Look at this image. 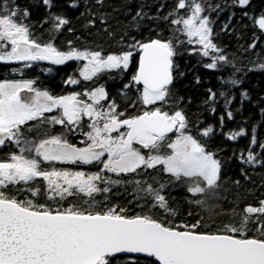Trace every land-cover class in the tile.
I'll list each match as a JSON object with an SVG mask.
<instances>
[{
	"label": "snow or ice",
	"instance_id": "obj_1",
	"mask_svg": "<svg viewBox=\"0 0 264 264\" xmlns=\"http://www.w3.org/2000/svg\"><path fill=\"white\" fill-rule=\"evenodd\" d=\"M236 2L240 6L249 4V0ZM43 3L51 9L52 0ZM3 7L0 40L10 41L12 48L3 51L5 45L0 44V61H49L53 65L87 61L79 75L91 81L106 71L127 70L138 52V68L131 83L124 87L142 86L137 90L144 105H168L173 94V57L177 55L171 38L135 41L128 50L108 55L102 50H78L71 46L65 51L52 41L41 44L31 38L30 26L23 23L29 16L27 10L21 15L18 7ZM185 8L190 10L186 18L177 15L178 10ZM204 12L198 0H178L169 16H177L172 23L183 25L177 31L189 38V44L195 38L201 46L200 53L211 58L205 67L215 70L218 64L231 62L213 42L212 21ZM50 16L55 32L70 23L62 15ZM256 23L264 30V15ZM26 67H31V63ZM260 67L264 68V64ZM66 82L78 84L80 80L69 77ZM240 82L234 78L223 80L233 86ZM34 85L33 80L0 82V147L8 143L18 148V152L0 160V264H119L118 254H144L159 264H264V200L258 207L247 206L238 220L233 216L215 228L207 225L208 230L202 218L195 223L175 222L178 211L165 191L169 184L191 180L187 191L193 196L202 195L206 189L219 188L222 167L216 154L191 134L182 110L170 114L157 106L136 116H126L117 110L115 100L106 108L101 103L108 100L104 85L60 96ZM25 91L33 95L22 96ZM216 96L209 90L210 99L215 100ZM230 102L225 100L226 105ZM57 110L58 115H46ZM227 116L231 119L233 113L228 111ZM85 118L89 130L83 132L85 146L79 147L66 138V133L80 130ZM56 125L64 131L51 133ZM213 132L210 126L198 134L208 137ZM26 133L41 138L29 139ZM169 134H174V138ZM245 134L241 129L227 136L234 140ZM251 143H257L254 135ZM260 147L264 148V144ZM245 162L264 163L257 161L251 151ZM42 163H95L101 167L86 173L44 168ZM150 169L155 174L149 173ZM105 173H134L147 175L148 179L126 181ZM163 173L170 176L167 182L159 178ZM38 178L43 186L36 183ZM128 183L136 185L137 193H143L136 197L145 201L140 205L141 213L129 215L128 209L119 205L105 206L104 210L98 207L102 202L96 199L97 195ZM21 193L25 194L23 198ZM189 203L203 205L204 200ZM128 264L135 261L129 258Z\"/></svg>",
	"mask_w": 264,
	"mask_h": 264
},
{
	"label": "trees",
	"instance_id": "obj_2",
	"mask_svg": "<svg viewBox=\"0 0 264 264\" xmlns=\"http://www.w3.org/2000/svg\"><path fill=\"white\" fill-rule=\"evenodd\" d=\"M198 2L205 8L203 15L212 21L213 42L231 62L218 64L215 70L205 67L211 58L201 56L195 39L192 38L193 43L189 44V38L182 31H177L183 25L172 23L177 16H169V13L176 9L178 0H103L102 3L98 0H52L51 9L43 0H0V15L4 14V5L18 7L21 15L27 10L29 16L23 23L30 26L31 38L41 44L52 41L65 51L71 46L78 50H102L104 55H108L128 50V46L135 41L148 42L157 38L173 40L177 55L173 57V94L166 111L171 114L175 110H182L191 134L208 151L216 154L222 167L219 188L206 189L202 195L193 196L187 191L193 181L186 180L169 184L165 191L178 211L175 217L177 224L195 223L202 218L205 230H208L209 224L215 228L221 222L227 223L230 217L235 216L238 220L247 206L258 207L259 202L264 200V163L245 162L249 151L256 155L257 161H264V148L260 147L264 144V68L260 67L264 64V30L256 23L264 15V0H249L246 6H239L236 0ZM73 3L77 6L71 7ZM50 14L62 15L70 23L55 32ZM189 14L188 8L180 9L177 13L185 18ZM21 15L17 16L18 21ZM177 40L183 43H177ZM252 44L256 45L255 48L251 47ZM22 67H25V71L19 70ZM28 71L32 72L26 65H10L0 61V82L23 78L32 80ZM128 74L129 77L134 75L135 70ZM230 78L241 82L235 86L223 83L224 79ZM209 90L217 93L216 101L210 99ZM226 99L231 100L227 105ZM228 111L233 113L231 119L227 116ZM221 117L224 118L222 129ZM210 126L214 132L208 137L198 134ZM241 129L245 135L234 140L228 138L229 132ZM253 135L257 141L255 145L251 143ZM26 136L39 139L35 133H26ZM11 152H18L14 144L6 143L0 147V160L6 159ZM42 167L84 170L86 173L100 170L94 164L86 169L60 163H42ZM148 171L155 174L154 170ZM105 175L126 181L148 179L147 175L137 176L134 173ZM159 178L167 182L170 176L163 173ZM36 183L43 186L40 178ZM135 188L136 185L131 183L112 186L110 193L96 196L102 202L98 207L104 210L105 206L119 205L127 208L129 215L141 213L140 205L145 201L136 199L143 193H137ZM24 195L21 193L20 198ZM197 199L204 200V204L189 203ZM63 203L66 205V202ZM153 211L156 212L155 209ZM129 258L117 256L119 264H128ZM132 259L135 264H156L153 259Z\"/></svg>",
	"mask_w": 264,
	"mask_h": 264
},
{
	"label": "flooded vegetation",
	"instance_id": "obj_3",
	"mask_svg": "<svg viewBox=\"0 0 264 264\" xmlns=\"http://www.w3.org/2000/svg\"><path fill=\"white\" fill-rule=\"evenodd\" d=\"M218 46V45H217ZM136 55L137 58H136ZM133 57V61L130 63L129 68L127 70H113L106 71L104 73L99 74L97 77H94L91 81H85L79 75V72L82 66L87 63V61H68L63 65H53L49 63H31V67H28V70H32V72L28 71L29 78L35 81L34 87L39 90H48L51 94L60 96V95H68L73 92L83 93L85 90L91 91L95 87L99 85H104L106 91L108 92V100L102 101L101 103L107 107L112 100H115L118 107V111H122L126 116H136L141 114L143 111L151 110L154 107L162 106L163 110L166 111L168 105H144L140 98V92L137 90L138 88H142L140 85H136L132 88H125L124 86L131 83V78L133 75L129 77L128 73H132L134 70L136 72L139 62V53L137 52ZM137 59V60H136ZM136 60V61H135ZM134 61L136 62L134 65ZM6 64L15 65L12 61H1ZM26 65V64H25ZM21 65V66H25ZM52 69L51 72L47 71V69ZM20 71H25V67L19 68ZM69 77L76 78L80 80L78 84H69L66 81ZM23 81V79H18L15 81ZM2 82V81H1ZM216 93V92H215ZM131 95V98H127ZM217 97V96H216ZM82 99H87L86 97L81 96ZM216 101V100H215ZM90 102V101H89ZM133 105H135L133 107ZM216 105V103H215ZM59 112L54 111L53 113H47V116L58 115ZM87 128V118H85V123L82 125L80 130L75 132H67L66 138L71 142L76 144L79 147L85 146L83 143L86 140V137L83 135L84 131H88ZM64 128L60 125H56L51 128V133L58 134L63 132ZM115 135V133H114ZM172 134H170L171 136ZM41 138V137H39ZM106 158V157H105ZM70 167H78L81 169L88 168L89 165H71L66 164ZM97 167H101V165L95 164ZM84 171V170H82Z\"/></svg>",
	"mask_w": 264,
	"mask_h": 264
},
{
	"label": "water",
	"instance_id": "obj_4",
	"mask_svg": "<svg viewBox=\"0 0 264 264\" xmlns=\"http://www.w3.org/2000/svg\"><path fill=\"white\" fill-rule=\"evenodd\" d=\"M0 44L5 45L3 51H10L12 48V44L8 40H0ZM15 65H25L28 63H49V61H36V62H26V61H12ZM138 68V67H137ZM22 96H30L33 95L32 93H29L27 91L21 93ZM170 135V134H169ZM117 256H124V257H130V258H145V259H153L156 264H159L158 261L155 260V258L146 257L144 254H118Z\"/></svg>",
	"mask_w": 264,
	"mask_h": 264
},
{
	"label": "rangeland",
	"instance_id": "obj_5",
	"mask_svg": "<svg viewBox=\"0 0 264 264\" xmlns=\"http://www.w3.org/2000/svg\"><path fill=\"white\" fill-rule=\"evenodd\" d=\"M239 5V4H238ZM240 6V5H239ZM195 39V38H194ZM197 47H198V49H200L201 48V46L199 45V44H197ZM200 52V51H199ZM201 54V53H200ZM201 56H203L202 54H201ZM203 57H205V56H203ZM21 81V80H20ZM127 98H131V95H129ZM172 138H174V136L172 137ZM26 155H31L30 153H28V154H26Z\"/></svg>",
	"mask_w": 264,
	"mask_h": 264
}]
</instances>
